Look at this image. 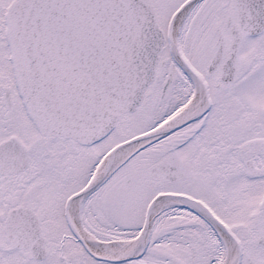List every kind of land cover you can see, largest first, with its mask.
<instances>
[{
    "label": "snow or ice",
    "instance_id": "obj_1",
    "mask_svg": "<svg viewBox=\"0 0 264 264\" xmlns=\"http://www.w3.org/2000/svg\"><path fill=\"white\" fill-rule=\"evenodd\" d=\"M0 264H264V0H0Z\"/></svg>",
    "mask_w": 264,
    "mask_h": 264
}]
</instances>
